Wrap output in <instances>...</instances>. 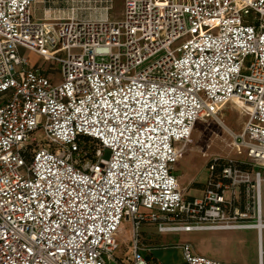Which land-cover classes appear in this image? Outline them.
Returning <instances> with one entry per match:
<instances>
[{
  "label": "built area",
  "instance_id": "built-area-1",
  "mask_svg": "<svg viewBox=\"0 0 264 264\" xmlns=\"http://www.w3.org/2000/svg\"><path fill=\"white\" fill-rule=\"evenodd\" d=\"M36 1L0 0V264H107L124 219L132 256L118 264H162L143 254V223L256 229L264 264V0H124L122 20L113 0L43 19ZM228 104L254 169L213 158L203 196L186 197L174 165Z\"/></svg>",
  "mask_w": 264,
  "mask_h": 264
},
{
  "label": "rangeland",
  "instance_id": "rangeland-1",
  "mask_svg": "<svg viewBox=\"0 0 264 264\" xmlns=\"http://www.w3.org/2000/svg\"><path fill=\"white\" fill-rule=\"evenodd\" d=\"M99 0H37L31 11L37 18L67 17L74 11L97 15ZM124 0H113L109 17L113 20L124 18ZM105 16V14L103 15ZM31 62L37 63L46 70L59 69V64L44 61L35 53H28ZM219 122L214 118L198 120L193 128L191 141L187 144L183 156L175 163L174 170L178 183L186 197L201 198L205 190L207 165L213 158L223 157L237 162H251L243 153H237L233 145L232 133H240L246 119L235 104H228L221 111ZM41 138L42 131L37 132ZM90 144L95 145L94 142ZM231 193H227L229 198ZM245 196L240 194L237 201L243 204ZM132 222L124 219L117 233L118 247L114 257H107V264H118L124 260L129 263L132 256ZM191 240L201 253L209 258L238 264H258L256 229H230L190 233Z\"/></svg>",
  "mask_w": 264,
  "mask_h": 264
},
{
  "label": "crops",
  "instance_id": "crops-1",
  "mask_svg": "<svg viewBox=\"0 0 264 264\" xmlns=\"http://www.w3.org/2000/svg\"><path fill=\"white\" fill-rule=\"evenodd\" d=\"M225 108L226 106H224L223 109ZM231 229H241V228H231ZM218 230H230V229L197 228L191 230L178 229L173 231L160 232L154 224L143 223L140 227L141 246L143 247V254L146 258L151 259L153 261H158L162 264H187L183 257V251H182L183 243H190L196 253L203 255L202 254L203 252L201 253V250L198 249L195 243L191 240L190 233L218 231ZM211 258L214 259L215 257H211ZM257 260L259 264L260 258H259V248H258V235H257ZM263 262H264V256H263Z\"/></svg>",
  "mask_w": 264,
  "mask_h": 264
},
{
  "label": "trees",
  "instance_id": "trees-1",
  "mask_svg": "<svg viewBox=\"0 0 264 264\" xmlns=\"http://www.w3.org/2000/svg\"><path fill=\"white\" fill-rule=\"evenodd\" d=\"M237 167H239L242 170H253V166L250 162H237L235 163ZM263 174H264V168H263ZM205 188H206V183H205ZM139 240H140V244H141V233L139 234Z\"/></svg>",
  "mask_w": 264,
  "mask_h": 264
}]
</instances>
